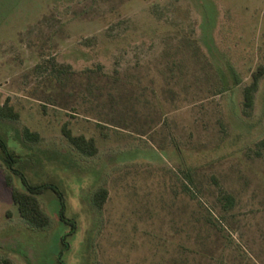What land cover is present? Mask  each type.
Segmentation results:
<instances>
[{
  "label": "rangeland",
  "instance_id": "obj_1",
  "mask_svg": "<svg viewBox=\"0 0 264 264\" xmlns=\"http://www.w3.org/2000/svg\"><path fill=\"white\" fill-rule=\"evenodd\" d=\"M263 53L264 0H0V104L19 114L0 139L62 194L43 191L49 223L28 225L0 150V264H264V76L242 106Z\"/></svg>",
  "mask_w": 264,
  "mask_h": 264
},
{
  "label": "trees",
  "instance_id": "obj_2",
  "mask_svg": "<svg viewBox=\"0 0 264 264\" xmlns=\"http://www.w3.org/2000/svg\"><path fill=\"white\" fill-rule=\"evenodd\" d=\"M72 1V0H67ZM37 69L48 70L49 74L55 77L58 81L68 74L67 65L57 63L53 58H45L36 66ZM264 76V53L262 56V62L257 65L255 70L250 75V83L243 88L242 96V106L243 113L248 114L253 106V96L257 90L258 83L260 79ZM234 84L238 85V78L234 77ZM225 89H219L216 94L221 93ZM19 114L13 106L9 105L7 101L0 104V118L3 119H17ZM61 132L66 140L81 154L85 156H93L97 151L96 142L91 137H86L83 134H73L71 129L68 127L67 122L62 125ZM22 136L25 140L30 142H37L39 140V134L37 132H32L28 128H24L22 131ZM260 143L264 144V140ZM0 150L3 154V161L6 164L8 170L18 175L22 189L13 187L10 181V177H6V184L11 187V199L16 205L20 217L33 228H43L48 225L49 217L47 213L42 209L38 196L43 193L46 189H52L62 200V194L50 184H39L32 185L29 184L23 173L14 167L18 161V155L7 148L6 144L2 139H0ZM107 197V190L104 187L96 190L92 196V204L96 209H101ZM220 200H223L224 208H231L234 204V198L230 194H221ZM62 217V214L60 216ZM69 221V220H68Z\"/></svg>",
  "mask_w": 264,
  "mask_h": 264
}]
</instances>
